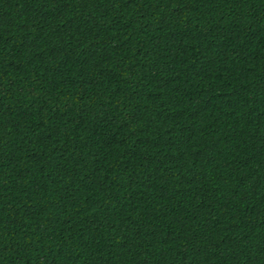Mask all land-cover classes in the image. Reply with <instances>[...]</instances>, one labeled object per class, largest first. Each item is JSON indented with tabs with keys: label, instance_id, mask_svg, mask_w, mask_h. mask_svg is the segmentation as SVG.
<instances>
[{
	"label": "trees",
	"instance_id": "1",
	"mask_svg": "<svg viewBox=\"0 0 264 264\" xmlns=\"http://www.w3.org/2000/svg\"><path fill=\"white\" fill-rule=\"evenodd\" d=\"M0 264H264V0H0Z\"/></svg>",
	"mask_w": 264,
	"mask_h": 264
}]
</instances>
